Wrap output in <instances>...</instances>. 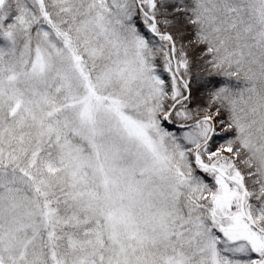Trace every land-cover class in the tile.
<instances>
[{
    "label": "snow or ice",
    "instance_id": "6c2138e0",
    "mask_svg": "<svg viewBox=\"0 0 264 264\" xmlns=\"http://www.w3.org/2000/svg\"><path fill=\"white\" fill-rule=\"evenodd\" d=\"M0 264H264V0H0Z\"/></svg>",
    "mask_w": 264,
    "mask_h": 264
}]
</instances>
